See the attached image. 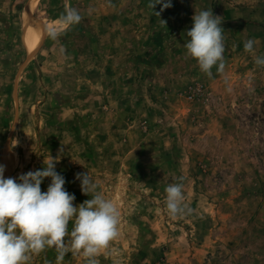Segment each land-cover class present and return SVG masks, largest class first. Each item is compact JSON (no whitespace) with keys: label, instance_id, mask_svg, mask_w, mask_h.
<instances>
[{"label":"rangeland","instance_id":"374dc122","mask_svg":"<svg viewBox=\"0 0 264 264\" xmlns=\"http://www.w3.org/2000/svg\"><path fill=\"white\" fill-rule=\"evenodd\" d=\"M171 3L0 0V164L18 177L59 159L74 205L89 172L121 217L99 264H264V66L244 49L253 39L264 55V0ZM68 8L82 17L71 27ZM201 10L224 28L211 77L184 46ZM178 182L191 212L172 217L165 188Z\"/></svg>","mask_w":264,"mask_h":264},{"label":"clouds","instance_id":"9594fccd","mask_svg":"<svg viewBox=\"0 0 264 264\" xmlns=\"http://www.w3.org/2000/svg\"><path fill=\"white\" fill-rule=\"evenodd\" d=\"M157 4L161 12L172 6L171 0H149L150 8ZM81 18L76 9L68 8L61 21L71 27ZM192 20L186 32V54L211 77L214 66L219 72L225 66L222 20L209 10L195 13ZM47 34L56 39L60 32L52 28ZM255 43L247 40L244 49L253 55L257 65L264 66V55L255 54ZM58 160L52 157L43 161L42 169L18 177H5V166L0 164V264H33L34 257L49 249L57 253L56 264H61L69 253L81 255L83 264H99L102 253H115L111 246L119 238L121 220L117 204L97 191L98 184L86 171L75 178L80 181L81 192L90 198L74 205L75 194L67 191L65 176L56 170ZM45 178H50V183L42 191ZM165 192L166 208L172 217L191 212L182 183L169 184Z\"/></svg>","mask_w":264,"mask_h":264},{"label":"bare ground","instance_id":"6f19581e","mask_svg":"<svg viewBox=\"0 0 264 264\" xmlns=\"http://www.w3.org/2000/svg\"><path fill=\"white\" fill-rule=\"evenodd\" d=\"M11 153V152H10ZM8 163L11 165L12 164V155L8 156Z\"/></svg>","mask_w":264,"mask_h":264}]
</instances>
